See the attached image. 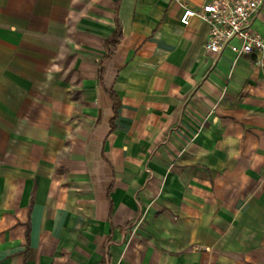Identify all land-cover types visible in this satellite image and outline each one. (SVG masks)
Instances as JSON below:
<instances>
[{
	"label": "crops",
	"instance_id": "crops-1",
	"mask_svg": "<svg viewBox=\"0 0 264 264\" xmlns=\"http://www.w3.org/2000/svg\"><path fill=\"white\" fill-rule=\"evenodd\" d=\"M210 1L0 0V264H264V50Z\"/></svg>",
	"mask_w": 264,
	"mask_h": 264
},
{
	"label": "built area",
	"instance_id": "built-area-1",
	"mask_svg": "<svg viewBox=\"0 0 264 264\" xmlns=\"http://www.w3.org/2000/svg\"><path fill=\"white\" fill-rule=\"evenodd\" d=\"M263 4L264 0H211L198 9L183 6L179 20L184 25L193 16L206 21L204 48L215 55L225 49L236 55L248 54L264 50V36L253 28Z\"/></svg>",
	"mask_w": 264,
	"mask_h": 264
},
{
	"label": "trees",
	"instance_id": "trees-1",
	"mask_svg": "<svg viewBox=\"0 0 264 264\" xmlns=\"http://www.w3.org/2000/svg\"><path fill=\"white\" fill-rule=\"evenodd\" d=\"M120 39H121L120 27L116 26L113 33L105 39L104 44H105V49H106V55L109 56L113 52L114 47H116V45L118 44ZM110 93H111L110 95H112V97L114 99L113 109L115 111L117 106H118L117 98L112 92H110Z\"/></svg>",
	"mask_w": 264,
	"mask_h": 264
}]
</instances>
